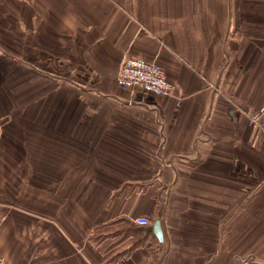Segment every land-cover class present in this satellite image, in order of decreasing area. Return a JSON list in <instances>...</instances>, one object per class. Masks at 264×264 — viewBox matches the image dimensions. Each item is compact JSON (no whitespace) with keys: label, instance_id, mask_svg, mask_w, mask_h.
Instances as JSON below:
<instances>
[{"label":"crops","instance_id":"obj_1","mask_svg":"<svg viewBox=\"0 0 264 264\" xmlns=\"http://www.w3.org/2000/svg\"><path fill=\"white\" fill-rule=\"evenodd\" d=\"M125 56L171 93L118 86ZM263 103L264 0H0V257L264 264Z\"/></svg>","mask_w":264,"mask_h":264},{"label":"built area","instance_id":"obj_2","mask_svg":"<svg viewBox=\"0 0 264 264\" xmlns=\"http://www.w3.org/2000/svg\"><path fill=\"white\" fill-rule=\"evenodd\" d=\"M115 80L122 88L140 89L159 96L169 95L172 91V84L163 68L157 62L141 57L125 56L118 67ZM128 102H132V99H128ZM261 111H264V103L259 109ZM258 114L251 116L252 123L253 120L256 121ZM133 221L139 225L150 224V219L146 216H137ZM0 264H6L2 257Z\"/></svg>","mask_w":264,"mask_h":264},{"label":"rangeland","instance_id":"obj_3","mask_svg":"<svg viewBox=\"0 0 264 264\" xmlns=\"http://www.w3.org/2000/svg\"><path fill=\"white\" fill-rule=\"evenodd\" d=\"M90 167L91 166H88V170L90 169ZM89 182H90V179L88 178L84 179V184L85 183L87 184ZM138 216H143V215H138ZM124 217L125 216H123V218ZM135 217H133L132 219L134 220ZM126 220H129V218L125 217L124 221L116 218V220L109 221L107 222V224L97 225L94 227L92 235L98 238L97 242L99 241V244H101L104 249L110 250L114 248V246H116L117 243H119L125 235L128 234L127 227H128L129 221H126ZM143 233L145 232H140V234H143ZM124 245L125 243L123 245H120L117 248H114L113 251L121 250ZM232 261H234V258L232 259Z\"/></svg>","mask_w":264,"mask_h":264},{"label":"water","instance_id":"obj_4","mask_svg":"<svg viewBox=\"0 0 264 264\" xmlns=\"http://www.w3.org/2000/svg\"><path fill=\"white\" fill-rule=\"evenodd\" d=\"M146 230L150 231L152 233V235H154L158 241H162L163 240V228H162V224H161V220L160 218L156 217L154 218L150 225H148L146 227Z\"/></svg>","mask_w":264,"mask_h":264},{"label":"trees","instance_id":"obj_5","mask_svg":"<svg viewBox=\"0 0 264 264\" xmlns=\"http://www.w3.org/2000/svg\"><path fill=\"white\" fill-rule=\"evenodd\" d=\"M120 220H125V218H120ZM126 221H129V220H126ZM128 230H131L132 229V226H131V223H130V221L128 222ZM131 231H134V230H131ZM146 233H148V232H146ZM91 239H93L94 241H96L97 242V239L98 238H96V237H92Z\"/></svg>","mask_w":264,"mask_h":264}]
</instances>
